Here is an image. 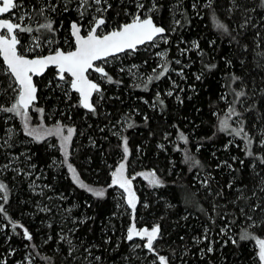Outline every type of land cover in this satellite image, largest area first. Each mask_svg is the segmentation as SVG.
Here are the masks:
<instances>
[{
  "label": "trees",
  "instance_id": "obj_1",
  "mask_svg": "<svg viewBox=\"0 0 264 264\" xmlns=\"http://www.w3.org/2000/svg\"><path fill=\"white\" fill-rule=\"evenodd\" d=\"M16 3L24 25L34 29L20 37V52L30 56L35 53L22 46L33 37L74 48L71 23L78 21L85 31L94 15L88 7L81 18L79 0ZM100 7L107 9L102 15L110 29L151 10L167 30V41L156 48L166 49V58L146 48L118 55L124 64L112 57L94 112L81 105L68 75L60 81L50 68L37 78L38 102L29 111L48 129L60 125L64 135L75 130L67 156L59 136L37 141L21 118L0 116V165L9 166L0 171L7 186L6 202L0 191V264H161L158 256L168 264H264L257 243L264 239V2L102 0ZM15 14L17 9L10 17ZM48 20L54 32L35 31ZM125 65H138L142 77ZM6 69L0 56L3 108L17 96ZM225 120L228 130L222 131ZM240 128L239 136L231 132ZM121 163L126 177L135 176V210L112 186ZM68 165L104 195L80 187ZM151 173L160 185L150 183ZM133 224L159 225L154 252L127 240ZM245 233L250 238L242 240Z\"/></svg>",
  "mask_w": 264,
  "mask_h": 264
},
{
  "label": "snow or ice",
  "instance_id": "obj_2",
  "mask_svg": "<svg viewBox=\"0 0 264 264\" xmlns=\"http://www.w3.org/2000/svg\"><path fill=\"white\" fill-rule=\"evenodd\" d=\"M103 2L107 3V0H103ZM262 2H264V0H262ZM92 3L95 5H101L102 0H92ZM21 7L22 5L16 3L15 0H0V14H6L9 13L10 10ZM50 7L53 11H55V6L50 5ZM88 7H91L89 0H80V8L84 9V11H80L78 9L81 18L85 15ZM108 7H111V5ZM138 8H143V4H139ZM64 10L67 11V7H65ZM44 11L45 9L42 7L39 14L43 15ZM106 11V8H96L97 13L102 14ZM24 19V14L19 17V22L17 23H13L10 19H0V56L3 57V61L7 66V72L13 78L12 83L16 85L14 91L17 92L15 103H13L11 107H0V111L14 113L17 116H20L25 122V131L27 134L34 137L37 141L42 140L45 136H59L61 138V146L65 152V156H67L68 143L71 141L72 135L75 131L74 129L68 128L67 135H64V128L60 125L51 129H45L43 125L37 129L28 128L27 110L35 101L37 91V88L33 83V76L43 74L49 66H55V68L58 69L57 75L60 81L67 80L65 75L67 73L73 78L70 81V86L80 94L83 107L94 112L95 109L89 102V99L92 93L99 92L100 88L99 85L88 79L86 73L89 69H93L95 72L102 73L103 76L107 77V73L104 72L103 68L94 67V62L112 56L114 53L125 51L126 49L134 50L138 45L144 44L146 41H153L155 37L163 34L165 29L163 27L156 26L150 17L141 19L139 14H137L131 23L122 25L118 30L98 35L97 30L101 29L106 21L103 18V15L94 16L92 21H90V27L86 36L81 35L82 25L78 24L76 21L71 23V34L75 40V49L73 51L65 52L62 49H56L54 52L46 56L28 58L26 55H23L18 51L20 40L17 38V32L30 34L34 31L31 26L24 25ZM53 23V21L48 20L46 23L40 24L35 31L39 32L43 29L48 32H54L55 29L53 28ZM216 27L227 32L226 25L222 23L217 22ZM32 39L34 41V45L31 49H29L30 51H34L36 48L41 46L39 37H33ZM47 43L51 44L52 41L49 40ZM196 46L198 47V45ZM160 55L163 56L164 54L161 53ZM177 63H179V61H177ZM164 71H167V68H164ZM108 79L111 80L110 77H108ZM197 79H199V77H197ZM149 82H151V78H149ZM168 94L172 95V93ZM238 95H243V93H239ZM38 111L42 112L43 110L39 109ZM229 111L232 112L233 109H229ZM220 127L222 131H227V121H221ZM231 132L234 135L239 136L243 133V128L232 129ZM181 138L186 139L182 134ZM245 139L248 140V145H251L252 140L247 136V134H245ZM124 143V151L127 154V141L125 140ZM261 143H264V140H262ZM247 154L249 156L253 155L250 150L247 151ZM260 159L264 161V157H261ZM68 167L73 173V180L80 187L87 188L89 192H93L97 197H102L104 195V190H95L83 184L79 180L75 169L72 168L71 165H68ZM124 172L125 164L121 163L117 169L112 172V185H118L121 189H124L128 193L127 204L135 210L136 198L130 187L131 181L127 179ZM149 175L151 177L150 183L153 185H160L161 181L156 177L155 173H151ZM0 191L4 192V196L2 198L6 202L7 186L2 182H0ZM3 212V205L0 204V213ZM20 227H23V225H20ZM12 228L15 230L16 224H13ZM159 232V225L154 226L151 230H148L147 228L137 230L135 224H133L132 227L127 230V240L132 241L134 237H139L141 239L146 237L147 241L144 247L150 252H154L153 243L157 239ZM24 235L28 240L32 239L27 229H24ZM240 238L242 240L249 239L250 235L245 233ZM61 239H63V237H61ZM205 239H207V236H205ZM235 242L236 241L233 240V243ZM257 243L259 244V258L261 261H264V239L258 240ZM134 247H139V245H135ZM208 251L211 252L212 248L210 247ZM97 259H99V257H97ZM158 259L161 264H168L166 257L158 256Z\"/></svg>",
  "mask_w": 264,
  "mask_h": 264
},
{
  "label": "rangeland",
  "instance_id": "obj_3",
  "mask_svg": "<svg viewBox=\"0 0 264 264\" xmlns=\"http://www.w3.org/2000/svg\"><path fill=\"white\" fill-rule=\"evenodd\" d=\"M80 1V0H79ZM97 7H100V5H95L94 3H92L91 4V9H92V13L94 14L93 15V17L94 16H100V15H102L101 13L100 14H96V8ZM101 8V7H100ZM17 11H18V15L17 14H15V15H13V19L16 21V22H19V17L22 15V14H24V10L23 9H21V8H17ZM137 14H139V13H135L134 15H132L131 16V19H130V21L131 20H133L134 18H135V16L137 15ZM151 10H149V11H146L144 14H139V16L141 17V18H145V17H147V16H151ZM25 15V14H24ZM89 27H90V25H88L87 27H85V33H87L88 32V30H89ZM121 27V25H119V26H115L114 28H112V29H110V28H106L104 25L102 26V28L101 29H99V31H98V33H100V34H105V33H107V32H109V31H111V30H115V29H119ZM18 35H20L19 36V38L21 37V33L20 32H18ZM47 41H49V40H47ZM47 41L46 42H44V43H41L40 42V47L39 48H36L34 51H30L29 49H31L32 47H33V45H34V41H33V39L32 38H29L27 41H25L24 43H23V51L25 52V53H35V55H42V54H44V52L45 53H50V52H53V51H55L56 49H59V48H63V49H65V50H71V49H73L72 47L71 48H69V47H64L63 45H61V46H59V45H55V43H51V44H49V43H47ZM167 41V39H165L164 38V36H162V37H158V38H156L152 43H149V44H147V45H145V46H143V47H140V48H146V49H148V51H150V52H155V54L157 55V56H160V59H164V58H166V55H167V51H166V49H163V50H158V49H156V48H158V45H159V43L160 42H166ZM75 46V45H74ZM73 46V47H74ZM67 48H69V49H67ZM139 48V49H140ZM161 53H163L164 55L163 56H161L160 54ZM131 54H133V52L132 51H130L129 52V55H127L128 57L129 56H131ZM127 57V58H128ZM112 58V57H111ZM111 58H108V59H106V60H104V61H102L101 62V66H103V67H106V66H110V65H112L113 63H114V60H112ZM116 62H118L119 64H121V62H123V64L125 63V61L123 60V59H121V57H116ZM126 66V68H128L129 69V71H130V73L131 74H133L135 77H142V72L140 73V72H138V70H139V66L138 65H125ZM139 74V75H138ZM96 77H97V79L98 80H101L102 82H104V83H106L107 81H106V79H105V77L104 76H102V75H100V74H96ZM13 103H15V101L14 102H12V104ZM12 104H11V106H12ZM8 115H6L5 114V112L4 111H0V116L2 115V117L3 118H5V120H14V119H16V118H21L20 116H17V115H15L14 113H9V112H6ZM21 121H22V124H23V127L25 128V122H24V120L21 118ZM37 120H36V114H35V112H33V110L32 111H28V128L29 129H37V128H40V126L42 125V124H40V123H37L36 122ZM43 127L45 128V129H48L46 126H44L43 125ZM16 131L14 130V129H12L11 128V132H10V135L12 136V134H14ZM10 138H12V137H10ZM1 139V138H0ZM1 141V140H0ZM5 167H9L8 165H5V166H2V165H0V171H3L4 169H5ZM127 179H129L130 181H131V185H130V187H131V190H133V188H134V186H135V176H132V177H127ZM112 186H117V188H118V190H119V194L120 195H123V196H128V193L124 190V189H121L118 185H112ZM124 198V200H125V202H127V200H126V198L125 197H123ZM132 227V226H131ZM136 227V226H135ZM137 228V227H136ZM140 229H144V228H137V230H140ZM148 230H151L152 228H147ZM160 233V232H159ZM158 237H159V234H158ZM157 237V238H158ZM134 239H135V244L136 245H140L141 243L143 244V245H145L146 244V241H147V238L145 237L144 239H141V238H139V237H134ZM155 242V241H154Z\"/></svg>",
  "mask_w": 264,
  "mask_h": 264
},
{
  "label": "water",
  "instance_id": "obj_4",
  "mask_svg": "<svg viewBox=\"0 0 264 264\" xmlns=\"http://www.w3.org/2000/svg\"><path fill=\"white\" fill-rule=\"evenodd\" d=\"M15 2H17V0H15ZM12 11H13V10H10L9 13H6V14H0V19H10L13 23H17L15 20H13V19L10 17V14L12 13ZM148 17H150V18L153 20V23H154L156 26H158V27H163V28L165 29V32H164L163 34L158 35L157 37H155L154 40H155L156 38H158V37L165 36V35H166V32H167L166 28H165L163 25L158 24V23L155 21V19H154L153 16H147V17H145V18H148ZM140 18H141V17H140ZM145 18H141V19H145ZM76 22L79 24L78 21H76ZM131 22H132V20L129 21V22H127V23H124V24H122V25L129 24V23H131ZM80 25H81V24H80ZM122 25H121V26H122ZM115 30H118V29H115ZM70 31H71V30H70ZM98 31H99V29L97 30V34L100 35V33H98ZM111 31H113V30H111ZM111 31H109V32H111ZM107 33H108V32H107ZM105 34H106V33H105ZM81 35H85V36L87 35V33H85V32L83 31V27L81 28ZM71 36H72V34H71ZM72 37H73V36H72ZM17 38L20 40V38H19V36H18V32H17ZM154 40H153V41H154ZM73 41H74V45H75L74 37H73ZM153 41H146L144 44L138 45V46L136 47V49H134V50L126 49L125 51H122V52H119V53H114L112 56H109V57H107V58H105V59L97 60V61L94 62V67H101V68H103L104 72L107 73L106 68L103 67V66H101V65H99L100 62H102V61H104V60H106V59H108V58L115 57V56H118V55H120V54L126 53V52H130V51L134 52V51H137L140 47H143V46H145V45H147V44H149V43H152ZM19 45H20V44H19ZM19 45H18V51L20 52ZM59 49H62V50H64L65 52H67V51H73V50L75 49V46H74V48L71 49V50H65V49H63V48H59ZM53 52H54V51H53ZM20 53H21V52H20ZM50 53H52V52H50ZM50 53H45V54H42V55H35V56H30V55H26V54H23V55H26L28 58H34V57H36V56H46V55H49ZM21 54H22V53H21ZM1 58H2V60H3V57H2V56H1ZM4 64H5V63H4ZM5 66H6V64H5ZM6 67H7V66H6ZM50 68H54V69L57 71V73H58V69H56L55 66H49V67L43 72V74H41V75H37V76H33V83L35 84V86H36V88H37V91H36V99H35V101L33 102V104L28 108L27 111H29V110H30L35 104H37V102H38L39 87H38V85H37L36 79H37V78H41L42 76H44ZM91 71H94V70H93V69H89V71L86 73V75H87V77H88V79H89L90 81H92L93 83L99 85V88H100V91H101V90H102V84H101V82L97 81L96 79H94V78H92V77L90 76V72H91ZM100 74L103 76L102 73H100ZM65 75H68V74L66 73ZM68 76H69L71 79H73L70 75H68ZM104 77H105V76H104ZM72 91L76 92V93L79 95L80 102H81V99H82V98H81L80 94H79L77 91H75L74 89H72ZM100 91H99V92H100ZM99 92H93L92 95L90 96V99H89V102L92 104V106H93L94 108H95V103H94L95 96H96L97 93H99ZM81 105H82V103H81ZM82 106H83V105H82ZM84 108H85V107H84ZM85 109H87V110H89V111H92V110H90V109H88V108H85Z\"/></svg>",
  "mask_w": 264,
  "mask_h": 264
},
{
  "label": "flooded vegetation",
  "instance_id": "obj_5",
  "mask_svg": "<svg viewBox=\"0 0 264 264\" xmlns=\"http://www.w3.org/2000/svg\"><path fill=\"white\" fill-rule=\"evenodd\" d=\"M84 31V30H83ZM85 32V31H84ZM99 65H101V62L99 63ZM106 68V67H105ZM96 74H100V73H98V72H95V71H91L90 72V76L92 77V76H94V79H96L97 81H99V82H102L101 80H98L97 79V77H96ZM101 75V74H100Z\"/></svg>",
  "mask_w": 264,
  "mask_h": 264
}]
</instances>
